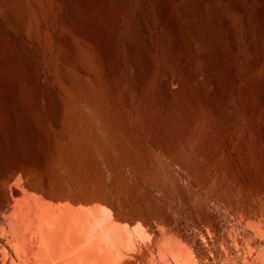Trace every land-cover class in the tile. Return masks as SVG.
Returning a JSON list of instances; mask_svg holds the SVG:
<instances>
[{
  "label": "rangeland",
  "instance_id": "374dc122",
  "mask_svg": "<svg viewBox=\"0 0 264 264\" xmlns=\"http://www.w3.org/2000/svg\"><path fill=\"white\" fill-rule=\"evenodd\" d=\"M53 3L0 0V264L97 204L120 264H264V0Z\"/></svg>",
  "mask_w": 264,
  "mask_h": 264
},
{
  "label": "bare ground",
  "instance_id": "6f19581e",
  "mask_svg": "<svg viewBox=\"0 0 264 264\" xmlns=\"http://www.w3.org/2000/svg\"><path fill=\"white\" fill-rule=\"evenodd\" d=\"M14 1L18 5L19 13L26 23L29 34H33V20L37 17V11L43 7L44 3L48 4L45 6H49L51 9H53L52 4H54V0H33L35 7H32L29 0ZM179 12H181V10ZM174 20V23L177 22ZM182 24L178 23V25ZM179 29L180 26L177 30L180 31ZM174 31L175 33L177 32L176 30ZM62 36H64V34ZM67 37L65 33L64 41ZM176 41L177 44L178 40L176 39ZM65 42L68 43V41ZM78 53L80 59L87 64V66L92 65L93 56L85 48L79 47ZM65 61L66 64H69V67L70 65L72 66L70 58L65 57ZM35 64L33 63L32 67H34ZM38 67L37 65L35 69L37 70ZM43 76L44 73L38 77V80ZM44 77L41 79H44ZM66 81L67 80H65V83L67 84ZM14 194L16 197L22 195L17 189L14 191ZM66 207H64V209H66ZM106 208L107 207L104 205L97 204L94 207L92 206V209L89 211L81 212L80 210H74L73 212V210H69L70 212H68L67 209L64 210L62 208L63 212L67 211V213L58 212L53 214L50 211L42 210L39 214H35L31 224V226H33L32 231L34 232L35 240L33 241L32 250L29 254L30 264H120L118 261L119 257L125 255V250L130 242L125 236L126 234L124 235L122 231V233L120 231H115L116 224L108 216ZM23 211L30 214V210L24 209ZM26 245V241L20 239L16 240L17 249L24 250L27 247ZM3 253L5 252H2V254ZM4 255L6 257V254Z\"/></svg>",
  "mask_w": 264,
  "mask_h": 264
}]
</instances>
